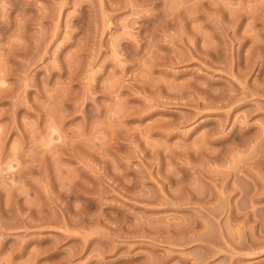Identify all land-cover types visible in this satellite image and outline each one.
<instances>
[{
    "label": "rangeland",
    "instance_id": "1",
    "mask_svg": "<svg viewBox=\"0 0 264 264\" xmlns=\"http://www.w3.org/2000/svg\"><path fill=\"white\" fill-rule=\"evenodd\" d=\"M0 264H264V0H0Z\"/></svg>",
    "mask_w": 264,
    "mask_h": 264
}]
</instances>
